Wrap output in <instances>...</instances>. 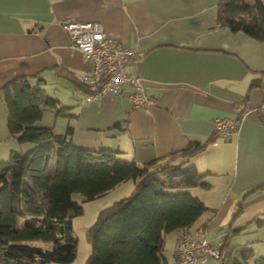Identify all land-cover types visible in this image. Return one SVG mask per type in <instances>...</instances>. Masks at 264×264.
Masks as SVG:
<instances>
[{
    "label": "crops",
    "instance_id": "obj_1",
    "mask_svg": "<svg viewBox=\"0 0 264 264\" xmlns=\"http://www.w3.org/2000/svg\"><path fill=\"white\" fill-rule=\"evenodd\" d=\"M217 4L0 0V87L20 75L30 76L33 84L42 80L59 108H45L37 126L59 134L72 127L75 145L117 150L121 159L139 164L184 149L191 141L205 142L217 130V119L236 121L243 112L231 134L192 157L208 186L189 190L215 210L205 212L188 233L192 240L222 246L228 231L235 230L229 238L233 246L264 245V187H259L264 183V75L261 86L251 88L252 80L264 73V42L217 27ZM67 19L97 21L110 37L134 48L132 72L154 103L135 108L130 86L122 94L105 92L85 101L90 91L81 77L90 62L70 45L62 26ZM0 115L3 131L8 114L1 97ZM135 184L129 179L113 190L124 195ZM211 230L219 233L211 237ZM254 231L261 234L254 236ZM182 234L176 230L170 235L175 260ZM206 262L202 257L197 261Z\"/></svg>",
    "mask_w": 264,
    "mask_h": 264
},
{
    "label": "trees",
    "instance_id": "obj_2",
    "mask_svg": "<svg viewBox=\"0 0 264 264\" xmlns=\"http://www.w3.org/2000/svg\"><path fill=\"white\" fill-rule=\"evenodd\" d=\"M215 21L264 42V0H218ZM263 75L251 88L261 86ZM30 78L20 75L0 87L11 136L35 144L28 153L13 150L10 160L0 161V264L72 263L73 218L83 213L73 193L93 200L129 179L136 182L132 194L103 209L88 229L92 252L86 264H168L167 234H189L205 212L215 210L189 189L208 186L191 160L219 132L142 164L124 160L117 150L75 145L72 127L59 134L37 126L44 109L59 108V100L45 93L42 80L33 84ZM242 117L243 112L235 128ZM234 232L228 231L221 246L222 264H264V257L253 262L249 249L231 244Z\"/></svg>",
    "mask_w": 264,
    "mask_h": 264
},
{
    "label": "built area",
    "instance_id": "obj_3",
    "mask_svg": "<svg viewBox=\"0 0 264 264\" xmlns=\"http://www.w3.org/2000/svg\"><path fill=\"white\" fill-rule=\"evenodd\" d=\"M62 26L70 45L80 50L90 62L89 69L81 77V82L92 89L85 101L105 92L122 94L130 86L132 91L128 96L135 108L143 109L154 103V98L145 91L141 77L132 72V62L137 55L134 48L110 37L97 21L67 19ZM215 124L223 137L236 127L234 120L217 119ZM175 255V264H196L201 257L220 260L221 246L212 245L206 239L195 241L189 234H182L177 239Z\"/></svg>",
    "mask_w": 264,
    "mask_h": 264
},
{
    "label": "rangeland",
    "instance_id": "obj_4",
    "mask_svg": "<svg viewBox=\"0 0 264 264\" xmlns=\"http://www.w3.org/2000/svg\"><path fill=\"white\" fill-rule=\"evenodd\" d=\"M1 121L2 118L0 115V123ZM8 130H7V126L4 127L3 131H1L0 129V161L10 160L11 152L13 150L22 151L23 153H28L35 146V144L32 142L19 143L16 138L11 136ZM134 188L135 187H133V189L130 190L129 192L127 190H124V195L122 193L116 192L115 189L114 190L111 189L109 190L108 193H105V195L103 194L93 200H85L84 196L80 192L73 193L74 199L79 204L82 205L83 213L79 215H75L73 218V234L77 238V256L76 259L69 264H86L92 252V245L89 242L87 236L88 229L97 221L99 214L103 209H105L108 206H111L115 201L130 196ZM214 233L218 234L219 231L211 230L208 232V235L212 237ZM261 233H264V229L261 231ZM261 233L254 231V236H259ZM170 235L171 233L167 234V240H166L164 252L168 259V264H175L174 244L172 242ZM246 248L250 250L251 260L253 262L259 257H264V245H256V246L251 245V247H246ZM222 263L223 262L221 260H214L212 258H209L207 259V262L203 264H222ZM197 264H201V263H197Z\"/></svg>",
    "mask_w": 264,
    "mask_h": 264
}]
</instances>
